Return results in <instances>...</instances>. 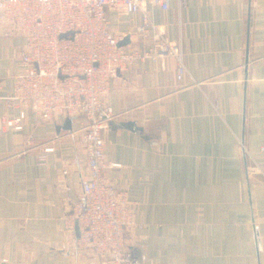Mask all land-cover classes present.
I'll list each match as a JSON object with an SVG mask.
<instances>
[{"label":"crops","instance_id":"obj_1","mask_svg":"<svg viewBox=\"0 0 264 264\" xmlns=\"http://www.w3.org/2000/svg\"><path fill=\"white\" fill-rule=\"evenodd\" d=\"M148 12L181 41L186 72L176 79L173 57L142 61L104 98L115 113L104 159L120 165L104 172L127 191L130 241L153 264H264V0H170ZM108 16L115 32L140 21ZM21 45L0 24V121L18 115L5 97ZM65 118L27 113L20 130L0 128V264H100L65 220L86 173L84 145L56 130Z\"/></svg>","mask_w":264,"mask_h":264},{"label":"built area","instance_id":"obj_2","mask_svg":"<svg viewBox=\"0 0 264 264\" xmlns=\"http://www.w3.org/2000/svg\"><path fill=\"white\" fill-rule=\"evenodd\" d=\"M170 0H0V24L23 39L14 58L19 71L6 104L18 115L2 119L0 128L20 130L21 120L34 113L41 121L69 117L77 127L66 134L85 147L86 173L80 180V196L65 220L78 223L75 246L91 251L100 264H153L130 241L135 225L127 191L113 184L105 168H119L104 159L103 131L115 113L104 98L119 73L142 61H176V79L186 68L181 41H170L161 24L152 21L148 6L169 8ZM178 9L185 0H177ZM139 13L131 31L115 32L108 13ZM63 35V36H61ZM125 36L128 43L119 46ZM217 108V102L215 101ZM53 148H45L51 151ZM250 172H260L253 164ZM62 173H67L63 169Z\"/></svg>","mask_w":264,"mask_h":264},{"label":"water","instance_id":"obj_3","mask_svg":"<svg viewBox=\"0 0 264 264\" xmlns=\"http://www.w3.org/2000/svg\"><path fill=\"white\" fill-rule=\"evenodd\" d=\"M63 36V35H61ZM129 41V37L125 36L121 41H119L118 45L122 46L125 45L126 43H128ZM72 119L69 117H66L62 123V125L56 126V130H71L72 128ZM74 232H75V236L78 237L79 236V228H78V223L77 221L74 224Z\"/></svg>","mask_w":264,"mask_h":264}]
</instances>
